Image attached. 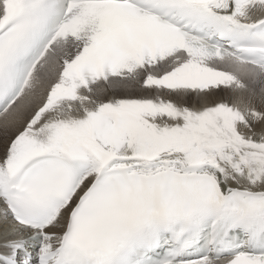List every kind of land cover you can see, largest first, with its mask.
<instances>
[{"label":"snow or ice","instance_id":"1","mask_svg":"<svg viewBox=\"0 0 264 264\" xmlns=\"http://www.w3.org/2000/svg\"><path fill=\"white\" fill-rule=\"evenodd\" d=\"M0 264H264V0H0Z\"/></svg>","mask_w":264,"mask_h":264}]
</instances>
